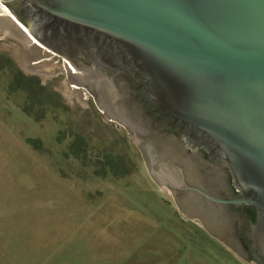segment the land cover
Listing matches in <instances>:
<instances>
[{
  "label": "water",
  "instance_id": "obj_1",
  "mask_svg": "<svg viewBox=\"0 0 264 264\" xmlns=\"http://www.w3.org/2000/svg\"><path fill=\"white\" fill-rule=\"evenodd\" d=\"M0 3L9 10L0 6V38L27 67L46 72L57 57L30 61L64 59L70 83L127 128L179 210L264 264V0ZM119 72L128 86L116 81ZM135 90L163 130L151 126ZM185 145L222 165L200 169ZM238 209L247 213L244 246L233 233Z\"/></svg>",
  "mask_w": 264,
  "mask_h": 264
},
{
  "label": "rangeland",
  "instance_id": "obj_2",
  "mask_svg": "<svg viewBox=\"0 0 264 264\" xmlns=\"http://www.w3.org/2000/svg\"><path fill=\"white\" fill-rule=\"evenodd\" d=\"M54 57L32 71L0 38V217L72 264H255L179 210L63 59L40 62Z\"/></svg>",
  "mask_w": 264,
  "mask_h": 264
},
{
  "label": "crops",
  "instance_id": "obj_3",
  "mask_svg": "<svg viewBox=\"0 0 264 264\" xmlns=\"http://www.w3.org/2000/svg\"><path fill=\"white\" fill-rule=\"evenodd\" d=\"M8 217H0V264H72L71 253L47 249L36 236L23 235L8 225ZM13 221H11L12 223Z\"/></svg>",
  "mask_w": 264,
  "mask_h": 264
},
{
  "label": "flooded vegetation",
  "instance_id": "obj_4",
  "mask_svg": "<svg viewBox=\"0 0 264 264\" xmlns=\"http://www.w3.org/2000/svg\"><path fill=\"white\" fill-rule=\"evenodd\" d=\"M1 4L2 3H0V6H1ZM116 77L118 79L116 81L119 84H121V85L123 84V85H127V86L130 84V79L126 74L119 72V74H117ZM133 92H134V94H132V95L135 96V99H136L137 103L139 104L140 108L142 109V111L144 112V114L146 115L148 120L151 122V126H153L155 128H159L160 130H163V127H158L157 122L151 116L148 108L144 104L143 97H141L142 95L140 94V92L137 90H135ZM181 143H184V141L182 139H181ZM185 147H186V150L188 151V153L194 155L195 158H197V160L201 164L200 169H202L204 171L207 170L213 174L214 173V166H216V165L221 166L222 165L219 161H214V160L208 159L201 152L200 148L194 149L193 147H188L187 145H185ZM233 215H234V220L232 222L233 233H234L236 239L242 244V246H244L243 238H242V235H243L242 230H243L244 223L246 221L247 213L243 209H238V210L233 212ZM249 215L252 216V214L250 212H248V216Z\"/></svg>",
  "mask_w": 264,
  "mask_h": 264
},
{
  "label": "bare ground",
  "instance_id": "obj_5",
  "mask_svg": "<svg viewBox=\"0 0 264 264\" xmlns=\"http://www.w3.org/2000/svg\"><path fill=\"white\" fill-rule=\"evenodd\" d=\"M1 8H2L1 10H4L6 12H9L8 8L5 5L1 4ZM39 59L41 60V58H39ZM40 60L39 61L34 60L33 62H31V64L40 62ZM67 65H68V63H67ZM64 67H65V65H64ZM68 67L70 68L71 72H76V70L72 67L71 64H69ZM27 68L30 69L29 67H27ZM30 70L35 71V72H38V73H41V74H44V72H42V71L33 70V69H30ZM70 87H71L70 90L72 91L73 94L76 93L77 96H80L81 97V94H80V91H79V88H78L79 86H77L76 84L70 83Z\"/></svg>",
  "mask_w": 264,
  "mask_h": 264
},
{
  "label": "built area",
  "instance_id": "obj_6",
  "mask_svg": "<svg viewBox=\"0 0 264 264\" xmlns=\"http://www.w3.org/2000/svg\"><path fill=\"white\" fill-rule=\"evenodd\" d=\"M63 61H64V59H63ZM68 63V62H67ZM69 64V63H68Z\"/></svg>",
  "mask_w": 264,
  "mask_h": 264
}]
</instances>
